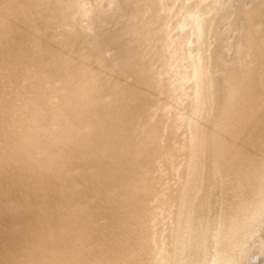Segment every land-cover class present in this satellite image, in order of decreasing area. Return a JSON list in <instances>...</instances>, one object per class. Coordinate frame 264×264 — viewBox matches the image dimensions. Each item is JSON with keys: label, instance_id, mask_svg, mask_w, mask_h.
<instances>
[{"label": "bare ground", "instance_id": "bare-ground-1", "mask_svg": "<svg viewBox=\"0 0 264 264\" xmlns=\"http://www.w3.org/2000/svg\"><path fill=\"white\" fill-rule=\"evenodd\" d=\"M0 264H264V0H0Z\"/></svg>", "mask_w": 264, "mask_h": 264}]
</instances>
